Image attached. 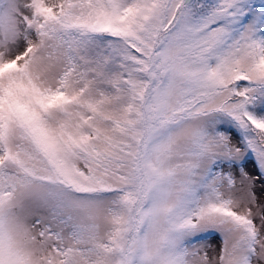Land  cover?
Here are the masks:
<instances>
[{"label": "snow or ice", "instance_id": "obj_1", "mask_svg": "<svg viewBox=\"0 0 264 264\" xmlns=\"http://www.w3.org/2000/svg\"><path fill=\"white\" fill-rule=\"evenodd\" d=\"M0 264H264V0H0Z\"/></svg>", "mask_w": 264, "mask_h": 264}]
</instances>
